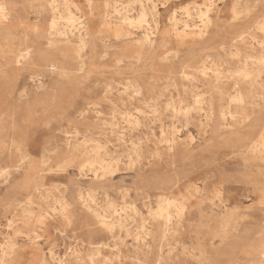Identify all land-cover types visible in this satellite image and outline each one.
<instances>
[{
	"label": "rangeland",
	"instance_id": "obj_1",
	"mask_svg": "<svg viewBox=\"0 0 264 264\" xmlns=\"http://www.w3.org/2000/svg\"><path fill=\"white\" fill-rule=\"evenodd\" d=\"M3 1L0 264H144L143 240L152 244L147 264H262L257 252L264 232V152L253 145L264 129V103L233 119L230 113L223 118L219 105L227 102L220 90L235 93L237 79L226 77L244 65L230 54L241 50L243 59L245 52L264 51L263 33L257 40L248 36L264 21V0ZM141 2L156 3L161 18L154 44L137 57L145 30L128 18L139 15ZM233 7L241 12L237 22ZM206 11L212 18L207 27ZM70 12L76 27L61 19ZM56 16L60 29L52 33ZM78 21L86 24L85 44ZM241 34L247 36L244 45L238 43ZM23 51L32 59L20 65ZM254 72L264 83V68ZM97 144L99 162L117 168L115 175L100 167L81 173L85 148ZM70 146L77 147L76 158L67 166L60 158ZM6 170L7 179L1 176ZM38 181L47 187L48 200L34 195L30 204L25 197L17 204L19 187L25 191L30 183V190ZM148 189L165 191L184 206L183 228L166 240L160 238L164 224L148 216L149 206L158 205ZM105 191L114 199L112 208ZM225 210L237 222L215 231ZM100 215L109 217L112 229ZM226 231L228 239L220 243ZM6 250L11 253L2 259Z\"/></svg>",
	"mask_w": 264,
	"mask_h": 264
},
{
	"label": "bare ground",
	"instance_id": "obj_2",
	"mask_svg": "<svg viewBox=\"0 0 264 264\" xmlns=\"http://www.w3.org/2000/svg\"><path fill=\"white\" fill-rule=\"evenodd\" d=\"M98 1V0H97ZM154 1V0H153ZM55 2V1H54ZM101 2V1H100ZM148 2V1H147ZM6 3L3 0H0V13H5L6 10ZM68 5V3H66ZM97 4V3H96ZM168 4V3H167ZM85 5V4H84ZM151 5V4H150ZM50 6V5H49ZM57 7V4L54 5ZM78 6V4H77ZM140 13L139 15L135 18H128V23L138 29L141 30H145L143 32V35L140 39L137 40V46H138V50L134 53L135 56H143L146 51L147 48H150L153 44V37L158 33L159 31V27H160V18H158V9H157V4H153L152 6L148 7L146 6L144 3L141 2L140 5ZM86 7V6H85ZM80 8V7H79ZM45 9V8H44ZM57 9V8H56ZM98 9V8H97ZM187 9V8H186ZM208 9H212L211 6H208ZM228 9V8H227ZM83 10V9H82ZM89 10V9H88ZM102 10V9H101ZM100 10V11H101ZM208 11V10H207ZM203 12V20L205 21L204 25L207 27L209 26V23L212 22V18L209 16V11L208 13ZM227 11V10H226ZM225 11V12H226ZM233 11V20L234 21H238L239 20V16L241 14L240 11H238V9L236 7L232 8ZM187 13V11H186ZM189 13V12H188ZM187 13V14H188ZM43 14V13H42ZM95 15V14H94ZM201 15V16H202ZM229 15V14H228ZM223 16V15H222ZM149 17L153 18V25H149L150 20ZM60 17H54L53 20H51V30L52 33L55 32L56 30L60 29ZM221 18V17H220ZM61 19H65V21L68 24H73L74 27L77 20L74 18V16L72 15V13L70 12L68 14V16L65 17H61ZM104 20V19H103ZM173 24L175 25V21H176V17L175 15L172 16L171 18ZM222 21V20H221ZM50 22V21H49ZM104 22V21H103ZM79 23V27L77 28L78 31H80L79 33V39L80 41L85 44L84 42V37H83V33L82 30L86 27V24L83 21H78ZM219 24V23H218ZM187 25V24H186ZM249 25V24H248ZM149 26V27H147ZM188 26V25H187ZM45 27V26H44ZM49 27V26H48ZM253 27V25H252ZM46 28V27H45ZM76 29V28H75ZM239 29V28H238ZM242 29V28H241ZM44 30V29H43ZM148 30V31H147ZM50 31V30H49ZM230 31V30H229ZM263 33L264 34V21L258 23L251 31H249V37L253 40H257V36L258 33ZM51 33V34H52ZM90 35V34H89ZM48 36V35H47ZM241 38L239 39L238 43L240 45H244L246 42V38L247 36L245 34H241L240 36ZM161 40V38H160ZM162 43V42H161ZM259 44L261 46L264 47V39L262 41H259ZM96 46V44H95ZM94 48V47H93ZM156 49V48H155ZM105 51V49H104ZM93 52V50H92ZM95 52V51H94ZM230 52V51H229ZM173 53V52H172ZM241 50H239L238 53H231L230 54V58L231 60H237V61H241L244 62V65L237 69L236 72L234 74H230L229 76H227L226 78L228 79H237L234 83H233V87L235 88V93H229L227 90H220V94H221V100H227V102L224 103H220L219 105V111L222 114L223 118H227V114L230 113L232 119L235 118V114L238 113H242L244 111H246V109H248L249 106L251 105H255V106H259L262 103H264V83H260L258 81V79L256 78V76H252L251 72H254L252 70H250L251 68L248 66L247 62H251L252 64L255 65L256 67V72L258 73L257 75L261 74V69L264 68V51L261 55L255 56V55H251L250 53L245 52L243 54V59L241 58L242 56L240 55ZM124 54V53H123ZM18 55V54H17ZM217 57V56H216ZM53 57H48L46 58L47 62L51 61ZM111 58V57H110ZM223 57L220 56L221 61ZM31 60L32 58L29 59V57L27 56V53H25L24 51L20 54L19 58H18V63H20V65L25 61V60ZM49 59V60H48ZM75 61V60H74ZM30 63H32V61H29ZM79 64V63H78ZM138 64V63H137ZM252 67H254L252 65ZM80 68V67H79ZM221 69V68H220ZM79 71V70H78ZM229 72V71H228ZM254 72V73H256ZM38 73V72H37ZM212 73V72H211ZM36 72H33V76H36ZM220 75V74H219ZM255 75V74H254ZM207 76V75H206ZM216 77V75H215ZM64 79V78H63ZM58 80V79H57ZM64 81V80H63ZM12 83V82H11ZM10 83V84H11ZM61 83V82H60ZM50 85V84H49ZM58 86V85H57ZM65 86H63L64 88ZM109 87V86H108ZM183 87V86H182ZM62 90V89H61ZM227 91V92H226ZM226 96H228L226 98ZM54 100V99H53ZM204 101V99L202 98H198L197 99V103L200 105L202 104ZM53 102V101H52ZM262 106V105H261ZM196 107V106H195ZM207 107H208V111H209V115H210V119L211 116L214 114L215 111V106H214V102H213V98L211 97L208 101H207ZM253 116V115H252ZM251 116V117H252ZM221 118V117H220ZM253 118V117H252ZM231 120V119H230ZM250 121V120H249ZM212 123V122H211ZM111 125H113V122H110ZM242 126V125H241ZM249 127V126H248ZM238 133V132H237ZM26 136V135H25ZM242 136V135H241ZM257 140L255 142V144L253 145L254 148H256V150L259 151V154L264 152V129L262 132H260L259 136H257ZM222 139V138H221ZM88 141V140H87ZM86 141V142H87ZM244 143V142H243ZM217 144V143H216ZM206 145V144H205ZM209 145V144H208ZM22 148V147H21ZM211 148V146H210ZM220 148V147H218ZM222 148V147H221ZM71 151L68 152V154L65 157L60 158L62 160V162H64L63 164L65 165H70L75 161L76 158V150L77 147H73L69 148ZM86 149V159L83 160L82 162H80V170L81 173L84 175H87L88 172H97L99 167L103 168V170H105V172L109 173L110 175L114 174L117 171V168H115L114 166H110V165H103L102 163L99 162V153L101 150V146L100 145H95L93 147V149ZM240 149V148H239ZM223 150V149H222ZM92 152V153H91ZM85 153V152H84ZM91 153V154H89ZM264 154V153H263ZM31 156V155H30ZM44 158V157H43ZM35 159V158H34ZM163 159V158H162ZM60 162V161H59ZM62 162H60L58 164V167L62 168V165H60ZM33 163V162H31ZM44 163L46 164L47 161L44 159ZM256 163V162H255ZM101 166H100V165ZM32 167V166H30ZM59 170V169H58ZM64 170V169H63ZM62 170V171H63ZM174 171V170H173ZM28 172V171H27ZM31 172V171H30ZM162 174V173H161ZM9 171L6 170L4 172H1V176H3L5 179L8 178L9 176ZM84 175V176H85ZM93 175V174H92ZM115 175V174H114ZM97 176V175H95ZM98 180V179H97ZM46 182V181H45ZM22 183V182H21ZM25 183V182H24ZM30 183H28L25 188H26V192L23 190V188L19 187L20 190V194L15 200L17 201V204L20 205V203L23 202V200H20L21 197H25L27 199V202L30 204L31 198L34 195H38L39 197H42L43 199H47V195L44 194V191H46V188L43 184H40V182L38 181L37 184H35L34 186H31L30 190H29V186ZM14 186V185H13ZM147 191V189H145ZM150 191V195L149 197H154L156 198L157 201V207H152L149 206V211H148V216L150 219H154L157 221H160L164 224V228L162 229V235H161V239L166 240L168 239L169 235H174L177 234L179 231H181V229L183 228V224L185 221V212H184V206H180L176 201L168 199L166 197V193L165 191L162 190H149ZM154 191V192H152ZM224 191V190H223ZM106 192V197H107V202H108V206L110 208H112L114 206V199L112 198L111 194L107 191ZM32 193V194H31ZM88 193V192H87ZM31 194V195H30ZM90 194V192L88 193ZM126 194V193H125ZM126 196V195H125ZM82 198V200L84 199V196L82 195L81 191L79 193V198ZM151 199V198H149ZM151 201V200H150ZM21 206V205H20ZM65 205H61L62 209H65ZM229 207V206H227ZM53 209H57V208H53ZM100 218L102 220V223L109 226L111 229L113 228L112 226V221L110 222L108 219L109 217L105 216V215H100ZM219 221L216 222L215 227L217 229H215V231H219V228H222L220 230H227V227L231 225V220H234L237 222V217H235V214L232 210H225L224 212H222L219 215ZM121 222V220L119 221ZM159 225V224H158ZM162 226V225H161ZM157 229V228H156ZM155 229V230H156ZM233 229V228H232ZM161 231V229H160ZM233 231V230H232ZM248 231V230H247ZM246 232V231H245ZM154 233V232H153ZM151 234V233H148ZM156 234L157 231H156ZM161 234V232H160ZM159 234V235H160ZM230 234V233H229ZM238 235V234H237ZM246 236V235H245ZM158 237V239H159ZM136 239V241H139V236L136 235L134 237ZM155 238V235L154 237ZM228 239V232H224L223 234L220 235V243H225ZM161 241V240H160ZM259 249H258V254L260 256V262L262 264H264V232L263 234L260 236L259 238ZM154 243V242H153ZM143 250L145 251L144 255H145V259H144V264H147V262H150L153 258V253H152V244L151 242H147L145 240H143ZM159 245V244H158ZM10 251H12V247H10ZM8 252V250L4 251L2 254V259L4 256H6L7 254H10L11 252ZM156 254V253H155ZM157 255V254H156ZM155 255V257H156ZM202 259V258H201ZM200 262V261H199ZM230 263V262H229ZM154 264V263H153ZM155 264H160V261L158 259L155 260ZM199 264H213L210 260H203L202 262H200Z\"/></svg>",
	"mask_w": 264,
	"mask_h": 264
}]
</instances>
